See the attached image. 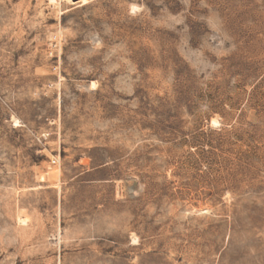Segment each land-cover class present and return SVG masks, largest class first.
<instances>
[{"label": "rangeland", "instance_id": "rangeland-1", "mask_svg": "<svg viewBox=\"0 0 264 264\" xmlns=\"http://www.w3.org/2000/svg\"><path fill=\"white\" fill-rule=\"evenodd\" d=\"M0 264H264V0H0Z\"/></svg>", "mask_w": 264, "mask_h": 264}, {"label": "bare ground", "instance_id": "bare-ground-1", "mask_svg": "<svg viewBox=\"0 0 264 264\" xmlns=\"http://www.w3.org/2000/svg\"><path fill=\"white\" fill-rule=\"evenodd\" d=\"M68 1H70V2H72V3L75 2V1H76V2L78 1V2H81V3H85V2H87V0H68Z\"/></svg>", "mask_w": 264, "mask_h": 264}]
</instances>
